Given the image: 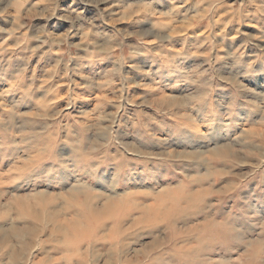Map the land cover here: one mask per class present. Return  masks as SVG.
I'll list each match as a JSON object with an SVG mask.
<instances>
[{"label":"rangeland","instance_id":"rangeland-1","mask_svg":"<svg viewBox=\"0 0 264 264\" xmlns=\"http://www.w3.org/2000/svg\"><path fill=\"white\" fill-rule=\"evenodd\" d=\"M0 264H264V0H0Z\"/></svg>","mask_w":264,"mask_h":264}]
</instances>
